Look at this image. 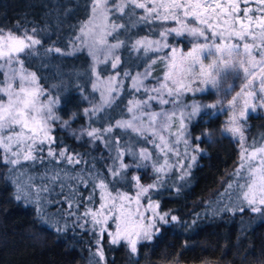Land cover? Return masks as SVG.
Here are the masks:
<instances>
[{
    "label": "snow or ice",
    "instance_id": "snow-or-ice-1",
    "mask_svg": "<svg viewBox=\"0 0 264 264\" xmlns=\"http://www.w3.org/2000/svg\"><path fill=\"white\" fill-rule=\"evenodd\" d=\"M85 12L71 49L54 42L43 55L42 29L0 27V168L14 186L13 198L33 205L37 222L57 232L65 230L66 217L81 228L90 218L111 244L124 241L136 254L138 243L152 241L161 226H188L162 212L159 197L169 186L180 191L175 180L190 175L204 154L201 141L211 140L207 130L193 139L194 125L223 113L221 135L241 146L229 197L236 203L224 210L251 212L264 222V142L249 144L245 135L249 112L264 109V0H86ZM80 55L86 68L67 77L57 69L59 83L46 86L44 69ZM158 65L161 74L154 76ZM241 72L239 91L225 86L226 73ZM72 78L88 106L65 119L62 85ZM209 88L223 98L203 103L197 94ZM53 202L67 204L59 219L48 211ZM95 256V264L105 261L102 249Z\"/></svg>",
    "mask_w": 264,
    "mask_h": 264
},
{
    "label": "trees",
    "instance_id": "trees-1",
    "mask_svg": "<svg viewBox=\"0 0 264 264\" xmlns=\"http://www.w3.org/2000/svg\"><path fill=\"white\" fill-rule=\"evenodd\" d=\"M85 5L86 0H0V27L7 29L21 23L29 31L32 26L42 29V45L38 46L42 55L44 49L54 42L70 50V40L86 18ZM33 59L35 64L41 62L36 57ZM86 59L83 55L78 59L68 57L64 64L54 63L50 69H44L48 75L46 86L59 83L57 69L67 77L74 70L86 68ZM161 67L157 66L154 76L161 74ZM77 83L72 78L62 85L68 89L62 96L59 110L65 119L70 111L78 107L82 111L88 106L86 101L80 100ZM83 86L91 93L90 83ZM114 115L118 116V113ZM248 115L246 137L249 141L259 140L264 135V115ZM80 122L77 121L74 127H78ZM223 123L224 116L218 113L211 119L204 116L194 125L193 139L207 130L212 133L211 140L204 137L201 141L204 154L198 157L190 175L184 181L175 180L177 185H181L180 191L169 186L159 197L161 210L177 215L188 226L183 223L161 226V233L152 241L138 243L136 254L124 241L119 245L111 244L108 234L100 233V226H93L90 218L81 228L75 226V217H66L67 226L61 232L39 224L34 206L13 198L14 186L4 178L7 170L0 168V264H95L99 259L95 256L98 249H102L105 255L101 264H264V222L247 211L233 213L224 210L226 205L236 203L234 196L229 197L238 180L234 173L240 148L230 136L221 135ZM61 135L77 150H86L66 133L57 130V136ZM37 168L43 171L42 166ZM32 174L39 173L33 170ZM230 183L233 184L231 190L228 188ZM55 190L59 192L60 188ZM49 198L56 199L54 195ZM94 200L96 202L89 206L95 209L98 197ZM47 208L59 219L67 204L53 202ZM83 210L81 207V213ZM60 223L63 226L65 220L61 219ZM113 225L110 220L109 227Z\"/></svg>",
    "mask_w": 264,
    "mask_h": 264
},
{
    "label": "rangeland",
    "instance_id": "rangeland-1",
    "mask_svg": "<svg viewBox=\"0 0 264 264\" xmlns=\"http://www.w3.org/2000/svg\"><path fill=\"white\" fill-rule=\"evenodd\" d=\"M71 47H72V45H71ZM106 75V74H105ZM226 75V77H227V79L225 80V86L228 84V83H231V84H233L234 85V87H235V90L236 91H239V88H240V85H241V83H242V79H243V74H242V72L241 73H239V74H236V73H226L225 74ZM236 91H233L232 93H231V95H235L236 94ZM94 95H96L97 96V98H98V93H96V94H94ZM231 95H229V96H227V98H225L224 99V105H225V108H226V105H227V100L228 99H231ZM197 97L198 98H200V97H202L203 98V100H202V102L203 103H213V102H215V100L217 99V98H223V97H217L216 96V94H215V90H213V89H211V88H209L208 89V91H206L205 93H203V94H200V93H198L197 94ZM223 114V113H222ZM249 114H256V115H259V114H261V115H264V109H259L258 108V110H257V112H255V113H253V112H249ZM223 116H224V122L228 119V116L227 115H225V114H223ZM249 116V115H248ZM246 132H247V130H246ZM245 135H246V133H245ZM246 140H247V143H252V141L253 140H250L249 141V139H247V137H246ZM258 142H264V141H261V138L259 139V140H257ZM237 143V142H236ZM237 147L238 148H240V150H239V162H238V165H237V168H239L240 167V162H241V157H240V151H241V146H240V144L239 143H237ZM236 168V169H237ZM174 175H176V174H174ZM145 179H148L147 177L145 178ZM238 179V178H237ZM178 180V179H177ZM128 191H129V193L130 194H134L133 193V191H132V189H128ZM162 212H164L163 210H161ZM251 213V212H250ZM253 214V213H252ZM146 215H150V213H146ZM256 217L259 219V217H258V215H256ZM109 231H112V232H114L115 231V226L113 225L112 226V228H110L109 227ZM110 238V241H111V237H109Z\"/></svg>",
    "mask_w": 264,
    "mask_h": 264
},
{
    "label": "water",
    "instance_id": "water-1",
    "mask_svg": "<svg viewBox=\"0 0 264 264\" xmlns=\"http://www.w3.org/2000/svg\"><path fill=\"white\" fill-rule=\"evenodd\" d=\"M168 264H188V263H168ZM190 264H193V263H190Z\"/></svg>",
    "mask_w": 264,
    "mask_h": 264
}]
</instances>
